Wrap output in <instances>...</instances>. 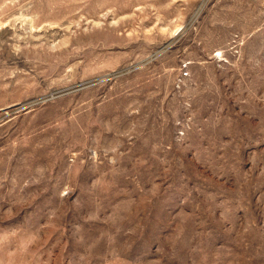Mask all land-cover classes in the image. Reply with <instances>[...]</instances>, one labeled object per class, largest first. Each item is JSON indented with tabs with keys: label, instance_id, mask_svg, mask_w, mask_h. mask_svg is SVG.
Instances as JSON below:
<instances>
[{
	"label": "rangeland",
	"instance_id": "1",
	"mask_svg": "<svg viewBox=\"0 0 264 264\" xmlns=\"http://www.w3.org/2000/svg\"><path fill=\"white\" fill-rule=\"evenodd\" d=\"M0 264H264V0H0Z\"/></svg>",
	"mask_w": 264,
	"mask_h": 264
}]
</instances>
